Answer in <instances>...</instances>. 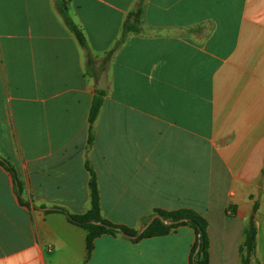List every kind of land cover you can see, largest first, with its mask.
Returning <instances> with one entry per match:
<instances>
[{"label":"crops","instance_id":"obj_1","mask_svg":"<svg viewBox=\"0 0 264 264\" xmlns=\"http://www.w3.org/2000/svg\"><path fill=\"white\" fill-rule=\"evenodd\" d=\"M137 0H66L94 62L55 0H0V264H189L186 226L131 243L86 232L65 216L89 209L138 229L153 210L189 209L208 223V264H264V0H145L106 69L87 154L99 66ZM194 30V31H189ZM256 209L253 211V207Z\"/></svg>","mask_w":264,"mask_h":264},{"label":"trees","instance_id":"obj_2","mask_svg":"<svg viewBox=\"0 0 264 264\" xmlns=\"http://www.w3.org/2000/svg\"><path fill=\"white\" fill-rule=\"evenodd\" d=\"M145 0H137L134 7L128 12L122 25L119 39L115 42L113 47L107 52L100 63L99 70L106 69L107 64L114 55V53L125 42L129 34H141L143 29L141 27V19L143 15V4ZM55 8L63 19L67 29L74 35L79 46L85 51L86 56V74L92 69L94 62L91 58L90 52L83 33L71 21L67 13L66 0H55ZM194 31V30H189ZM104 90H95V95L92 99L91 106L88 113V137H87V154L94 143L95 133L94 124L98 118L103 97ZM0 167L5 170L11 177L15 194L17 195L20 204L28 205L20 198V184L14 167L4 158L0 157ZM85 168L89 173V209L79 215L70 214L63 208H50L46 213H58L66 217L67 221L76 227L83 229L86 232V260L89 259L93 249L94 242L101 236L108 235L112 237H122L129 240L131 243H137L145 238L162 237L174 232L177 228L186 226L191 228L195 233V242L189 253V264H208V223L204 217L197 212L189 209H179L175 211H163L160 209L153 210L149 215L141 218L138 229L129 228L123 225L114 224L101 216L99 190L96 181L95 172L90 164L88 158L85 161ZM256 205L253 207V211ZM160 216L163 220L172 222L170 225H164L159 219H155L150 226L143 231L139 236L140 229L143 228L153 216ZM256 230L251 220V225L247 231V238L244 242V252L241 254L239 264H250V255L253 251ZM197 247H199L196 252Z\"/></svg>","mask_w":264,"mask_h":264},{"label":"water","instance_id":"obj_3","mask_svg":"<svg viewBox=\"0 0 264 264\" xmlns=\"http://www.w3.org/2000/svg\"><path fill=\"white\" fill-rule=\"evenodd\" d=\"M106 73L105 71H103L101 74H100V77L99 79L97 80V83L95 85V88L97 90H105L106 89ZM155 219H159L164 225H170L172 224V222H169V221H165L163 220L160 216H153L149 221L148 223L140 229L139 233L137 234V236H139L143 231H145L149 226L150 224L155 220ZM199 247H197L196 249V252L198 251Z\"/></svg>","mask_w":264,"mask_h":264}]
</instances>
